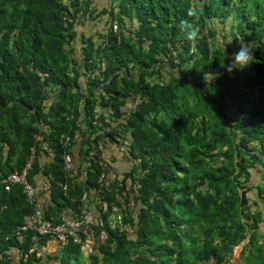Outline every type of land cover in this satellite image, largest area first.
Returning <instances> with one entry per match:
<instances>
[{"label": "trees", "instance_id": "16d2710c", "mask_svg": "<svg viewBox=\"0 0 264 264\" xmlns=\"http://www.w3.org/2000/svg\"><path fill=\"white\" fill-rule=\"evenodd\" d=\"M105 15L103 30L79 36ZM241 44L253 60L228 73ZM108 144L134 164L109 186ZM33 150L29 180L49 184L46 219L78 218L88 203L106 222L104 244L95 224L93 250L70 241L52 264H233L246 239L238 264H264V220L248 197L259 168L264 200V0H111L101 12L90 0H0V181ZM37 208L23 186L0 184V256L11 254L0 264H42L31 250L51 238L17 233ZM115 213L123 225L113 228Z\"/></svg>", "mask_w": 264, "mask_h": 264}, {"label": "built area", "instance_id": "2783aa9c", "mask_svg": "<svg viewBox=\"0 0 264 264\" xmlns=\"http://www.w3.org/2000/svg\"><path fill=\"white\" fill-rule=\"evenodd\" d=\"M117 30V26L114 27ZM137 104V103H136ZM68 138L66 142H68ZM46 151L51 153V150L47 147L44 148ZM104 150V149H102ZM67 169L72 170L74 167L73 159L70 155L64 156ZM35 161L34 150L29 158L26 166L23 168L21 172H15L10 174L6 179L0 181V184L5 186L6 191H10L11 186L14 184H19L23 186V192L27 198V201L32 205H37V196L39 194V189L37 186L29 180V173L33 168V164ZM105 179V175L101 176V180ZM66 189V187H65ZM45 191L49 190V184L47 183ZM103 212L108 211L107 203H102ZM108 224L115 228L116 226L123 225L122 215L115 213L109 216ZM97 224L101 231L98 234L97 240L104 244L108 238L107 232L105 230L106 222L105 220L96 215L92 209V207L85 203L81 214L78 218H72L68 213H63L60 217L59 223H54L44 217L42 209H36L34 214H31L25 217L23 227L19 228L17 233L20 234L21 231L31 230L35 232L39 237H50L51 239L57 241L60 246L67 245L70 241L74 244H83L82 250L86 248H90V246H94L96 244V238L94 236V230L92 228L93 225ZM37 250V247L32 249V251ZM10 253L6 252L5 255L0 256V260H7L10 258Z\"/></svg>", "mask_w": 264, "mask_h": 264}, {"label": "crops", "instance_id": "0c3cea01", "mask_svg": "<svg viewBox=\"0 0 264 264\" xmlns=\"http://www.w3.org/2000/svg\"><path fill=\"white\" fill-rule=\"evenodd\" d=\"M92 4V8L96 10L97 12H101L104 9H108L111 5V0H90ZM96 16V15H95ZM104 17V18H103ZM100 19L101 23L103 25H106V21L108 20V16H101ZM86 21L89 22L91 25H93L94 21L99 18H96L94 20ZM97 20V21H98ZM88 23V25H90ZM81 26V25H79ZM129 106V104L127 105ZM79 150L80 146L75 147L74 149V162L76 163V167H78V164L80 162V156H79ZM105 159L108 163V171L105 175V182L106 185H111L114 183L117 179H120L122 175L126 172H128L133 167V161H131L130 155L128 153V150L126 146H117L115 144H108L107 147L103 150ZM50 161V157L42 156L41 158V164L45 165ZM84 177V174L82 175V178ZM47 184L46 178L41 174H37L35 177V185L39 189V194L37 196V203L39 207L46 206L50 199L51 195L49 191H45L44 188ZM94 213L96 215L97 211L96 209L92 208ZM94 249V246H90V248H86L87 251H91ZM84 253H87L85 249L83 250ZM61 254V246L57 243V241L51 239L48 241V243L45 246L37 248V255L41 258L42 264H52L55 259H57ZM12 255L14 257V262L18 260V252L13 251Z\"/></svg>", "mask_w": 264, "mask_h": 264}, {"label": "rangeland", "instance_id": "374dc122", "mask_svg": "<svg viewBox=\"0 0 264 264\" xmlns=\"http://www.w3.org/2000/svg\"><path fill=\"white\" fill-rule=\"evenodd\" d=\"M100 19H102V18L99 17V20L97 19L98 21L97 20L94 21L93 25H91L89 22H87L85 25L78 26L77 32H78L79 36H81L82 33H85L87 35L92 34V33L97 34L98 31L103 30V28H105L106 26L101 23ZM88 23L90 25H88ZM217 28L220 29L221 26L218 24ZM136 103H137V101L130 102L129 106L123 107L122 111L128 112L130 109H134ZM250 171H251L252 176H251V179H250L248 185L252 188H255V189L249 191V193H248V197L250 199L251 210L253 212H259L261 214L262 219L264 220V203H263L264 200H262L263 202H261L260 200L256 199L257 198L256 188H257V185H259V183L261 182L260 169L259 168H257V170L251 169ZM255 201H257L256 205H254ZM130 207H134V202L132 200H130ZM259 231H260V235H262V237L264 238V223L259 224ZM247 242H248V239H246L240 246L235 248L234 253L230 258L231 263H233V264L240 263L239 262L240 254L244 248V245Z\"/></svg>", "mask_w": 264, "mask_h": 264}, {"label": "clouds", "instance_id": "9594fccd", "mask_svg": "<svg viewBox=\"0 0 264 264\" xmlns=\"http://www.w3.org/2000/svg\"><path fill=\"white\" fill-rule=\"evenodd\" d=\"M186 15L188 17H197L199 12L196 8L189 7ZM180 28L186 33V38L189 41H195L198 39L199 29L194 27L192 23H189L188 20H182L180 22ZM253 60V53L250 48L246 45L241 44L239 49L233 53L231 57V63L227 65L226 71L232 73L234 70L243 71L246 67L249 66L250 61Z\"/></svg>", "mask_w": 264, "mask_h": 264}]
</instances>
